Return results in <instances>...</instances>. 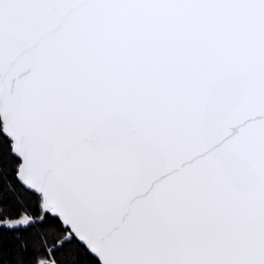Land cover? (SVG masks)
Masks as SVG:
<instances>
[{"label":"snow or ice","instance_id":"6c2138e0","mask_svg":"<svg viewBox=\"0 0 264 264\" xmlns=\"http://www.w3.org/2000/svg\"><path fill=\"white\" fill-rule=\"evenodd\" d=\"M0 264H264V0H0Z\"/></svg>","mask_w":264,"mask_h":264}]
</instances>
